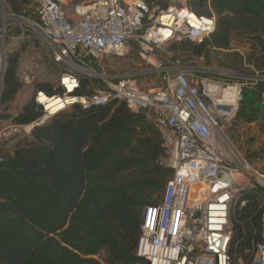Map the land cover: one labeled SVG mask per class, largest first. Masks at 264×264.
I'll list each match as a JSON object with an SVG mask.
<instances>
[{"label": "built area", "instance_id": "2783aa9c", "mask_svg": "<svg viewBox=\"0 0 264 264\" xmlns=\"http://www.w3.org/2000/svg\"><path fill=\"white\" fill-rule=\"evenodd\" d=\"M27 3L35 20L16 15L0 0V71L10 47L27 38L39 41L59 71L52 95L34 89L31 94L41 116L15 129L29 134L75 106L123 104L157 134L172 171L158 202L143 210L136 256L147 264H264V173L237 153L225 134L244 91L264 83V71L247 63L239 49L233 51L243 73L157 57L155 50L170 41L200 44L214 32L213 17L187 7L91 0L72 6L73 21L60 0ZM132 45L144 69L114 75L99 69L103 58L121 57ZM144 77L156 78L158 85L144 89L138 82ZM20 80L29 88L35 77ZM83 80L97 82L89 95L79 94ZM247 189L259 201L263 230L244 261L230 252L231 214Z\"/></svg>", "mask_w": 264, "mask_h": 264}, {"label": "trees", "instance_id": "16d2710c", "mask_svg": "<svg viewBox=\"0 0 264 264\" xmlns=\"http://www.w3.org/2000/svg\"><path fill=\"white\" fill-rule=\"evenodd\" d=\"M5 1L25 15L27 0ZM167 1L150 0L161 9ZM186 7L213 17L215 29L200 44L182 40L183 52L209 63L211 49L226 50L232 34L251 31L260 49L254 67L264 71V0H187ZM18 68L19 55H8L0 106L23 87ZM91 83L83 80L79 94H91ZM34 90L54 93L46 84ZM40 116L30 99L11 122L29 126ZM233 123L256 124L264 134V83L244 91ZM30 134L28 143L0 154V264H147L135 254L142 213L158 202L172 171L144 118L117 102L75 106ZM240 200L246 205L231 214L230 252L247 261L261 241V209L250 191Z\"/></svg>", "mask_w": 264, "mask_h": 264}, {"label": "rangeland", "instance_id": "374dc122", "mask_svg": "<svg viewBox=\"0 0 264 264\" xmlns=\"http://www.w3.org/2000/svg\"><path fill=\"white\" fill-rule=\"evenodd\" d=\"M3 1L10 9L6 1ZM81 1L90 2L91 0ZM186 2L187 0H168L167 5L168 7L175 6L181 8L186 7ZM24 11L25 18L35 20V16L29 5L25 7ZM252 38L253 34L251 31L232 34L230 45L226 50H210L209 63L204 58H196L191 56L189 52H183L179 47L182 40L172 41L161 46L155 50V54L168 63L179 61L181 64L188 66L197 64L243 73L246 70L245 66L239 58V55L233 50H241L247 56V63L255 66L254 63L259 58L260 49L253 42ZM137 51L135 46H130L121 57H105L102 59L99 69L105 74L112 75L142 70L145 68V65L141 61V57L137 55ZM10 54L19 55V68L17 73L19 79L23 75L32 74L35 77V82L33 87H22L15 97V100L9 105L0 106V154L12 153L16 147L22 146L30 141L31 134H28L27 131L22 129H15V125L11 122L12 118L16 117L29 102L33 89L36 86L46 84L53 91L59 71L58 67L50 59L47 50L39 41L33 38L16 42L15 45L10 47L6 57ZM138 82L144 89L153 88L158 85V81L154 77L139 78ZM3 116L9 117L3 118ZM225 134L234 150L248 160L256 169L264 173V134L259 131L258 126L256 124L238 125L232 122L225 129ZM246 191L250 190L247 189ZM241 202L239 198L234 204L233 214L236 210H241L244 207L241 205Z\"/></svg>", "mask_w": 264, "mask_h": 264}, {"label": "crops", "instance_id": "0c3cea01", "mask_svg": "<svg viewBox=\"0 0 264 264\" xmlns=\"http://www.w3.org/2000/svg\"><path fill=\"white\" fill-rule=\"evenodd\" d=\"M63 4L64 11L69 20H76V17L72 13V6L74 4L83 3L81 0H60Z\"/></svg>", "mask_w": 264, "mask_h": 264}, {"label": "water", "instance_id": "95a60500", "mask_svg": "<svg viewBox=\"0 0 264 264\" xmlns=\"http://www.w3.org/2000/svg\"><path fill=\"white\" fill-rule=\"evenodd\" d=\"M2 76H3V70L0 71V78L2 80ZM0 93H1V88H0Z\"/></svg>", "mask_w": 264, "mask_h": 264}, {"label": "bare ground", "instance_id": "6f19581e", "mask_svg": "<svg viewBox=\"0 0 264 264\" xmlns=\"http://www.w3.org/2000/svg\"><path fill=\"white\" fill-rule=\"evenodd\" d=\"M49 108H51V106L49 107ZM56 110H53L52 112H55ZM28 133V132H27Z\"/></svg>", "mask_w": 264, "mask_h": 264}]
</instances>
